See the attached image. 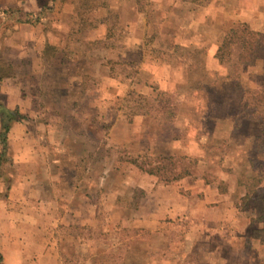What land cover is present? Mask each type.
I'll return each mask as SVG.
<instances>
[{"label": "rangeland", "instance_id": "374dc122", "mask_svg": "<svg viewBox=\"0 0 264 264\" xmlns=\"http://www.w3.org/2000/svg\"><path fill=\"white\" fill-rule=\"evenodd\" d=\"M40 2L0 0V39L17 24L14 7L32 12L30 6ZM97 2L104 5L82 17L89 20L87 26L80 29L72 14L69 40L53 31L58 46L44 54V112L55 116V128L72 134L64 137V160H76L73 171L82 179L90 177L91 191L96 182V217L90 224L65 221L53 234L56 264H264L258 233L263 223L254 220L252 206H238L245 187L237 181L248 156L254 155L252 139L264 135V120H235L242 89L264 90V0H210L206 5L114 1L117 8L112 9L106 7L107 0ZM99 9L103 15L95 13ZM240 24L258 38L248 64L238 63L234 44L218 54L228 30ZM239 33L240 38L253 39L245 30ZM1 58L19 73L28 69L5 54ZM8 70L3 66V73ZM76 131L80 134L74 135ZM34 156L42 157L35 151ZM259 156L264 162V155ZM12 159L2 166L0 209L40 208L35 201L45 188L34 185L25 192L24 186L13 185L19 174ZM131 159L146 167L161 166L163 177L181 161L195 163L189 175L169 183L149 174L156 183L174 187L173 195L186 200L188 211L182 206L176 217L140 225L136 220L150 221L146 214L152 203L136 182L140 173H148ZM183 178L197 181L196 193L180 182ZM202 184L211 188V200L214 190L225 195L226 204L248 220V231H242L237 216L228 221L204 219L197 208L204 196L198 191ZM10 194L20 202L8 199ZM25 197L32 204H26ZM6 219H1L0 230H6ZM11 220L17 229L13 238L22 248L6 256L0 249L4 264H45L42 255L30 252L37 251L32 248L34 232L46 218Z\"/></svg>", "mask_w": 264, "mask_h": 264}, {"label": "crops", "instance_id": "0c3cea01", "mask_svg": "<svg viewBox=\"0 0 264 264\" xmlns=\"http://www.w3.org/2000/svg\"><path fill=\"white\" fill-rule=\"evenodd\" d=\"M114 1L131 3L133 0H107L106 7L109 9L117 8V5H114L116 2L113 3ZM51 5L52 9L40 21L16 24L12 31L0 39V58L1 55L5 54L6 59L12 63L23 62L28 68L25 73H19L13 67L9 75L0 79V103L8 109H18L21 114L27 117L24 121L14 122L7 135L9 153L13 157L14 167L19 174L16 175L12 184L24 186L25 192L34 185H42L45 188L35 201V203H40V208L30 209L25 206V210L22 212L20 209H0V222L2 218H8L3 220L6 222V230H0V249L3 250V252L1 251L3 256H6L11 250L22 248L13 238L17 229L11 218L17 216L46 218L45 225L34 232L36 236L33 237L32 242L36 243H34V247L32 245V248L37 251L35 254L30 252L31 256L35 255L37 258L42 255L45 264H56L58 259L53 242L55 240L53 234L58 233L56 228L66 225L65 221H72L75 224H85V222L90 224L96 217L97 211L94 190L95 179L92 182L91 191L90 177L82 179L84 177L75 174L73 170L76 165L78 166V163L72 159L64 160V154L61 153L67 143L64 137L68 134L72 136V134L68 129L55 128L59 125V118H56L55 121L58 123L55 122V126L53 124V117L55 116L47 115L44 112L41 96V80L45 68L44 51L48 45L58 46V42H56L58 40H55L53 31L59 33L60 39L69 40L72 14H74V5L71 0L55 1ZM134 6L131 4L130 7L135 10ZM30 7L33 11L40 9L38 4H33ZM95 13L100 16L103 15L104 10L99 9ZM135 13L138 11L135 10ZM75 134L80 133L76 131ZM34 151L35 154L40 152L42 157L45 156L46 159L35 157ZM85 167L88 170L90 165ZM68 169L69 171H66ZM84 181L85 185L83 184ZM156 182L157 180L149 174L140 173L138 175L136 185L145 191L152 203L149 210L151 213L146 214L150 221L148 219L145 221L144 218L136 220L140 225L149 226L159 223L163 218L176 217L177 214H180L179 211L183 210L182 206H185V212L188 211L186 200L173 195L174 187L162 186ZM180 182H187V188L191 190V194L197 192L194 191V187L199 185L197 181H194L196 185L184 178ZM202 186V190L198 191L204 192L203 201L200 200L197 208L200 207V210L203 211L204 219L228 221L237 216L242 223V231H248V220L242 218L243 214L235 207L226 204L224 194L214 190V199L211 200L213 197L211 188L205 184ZM168 192H171L170 195L165 194ZM39 198L40 202H37ZM8 199L20 202L19 198H15L12 194L8 196ZM22 200L26 204L33 202L27 197L22 198ZM178 201L181 202V206L177 205ZM44 250H46L45 253Z\"/></svg>", "mask_w": 264, "mask_h": 264}, {"label": "trees", "instance_id": "16d2710c", "mask_svg": "<svg viewBox=\"0 0 264 264\" xmlns=\"http://www.w3.org/2000/svg\"><path fill=\"white\" fill-rule=\"evenodd\" d=\"M55 1L63 0H42L39 4V11H23L22 8L14 7L13 13L16 16L15 23H36L42 19V17L52 9V3ZM188 2L197 3L202 1V5H206L210 0H184ZM74 5L73 13L77 19V25L80 26V29L87 26L86 15L92 13L96 7L103 6L104 2L100 3L97 0H71ZM81 18V19H80ZM105 21V20H104ZM103 22V20H102ZM76 24V22H75ZM243 27V28H241ZM79 29V27H78ZM245 30L253 39L245 40L238 36ZM256 33L248 30L245 24H240L236 27L230 28L227 34L221 41V44L218 47V54L221 52L222 48L230 47L234 44L237 48V61L241 64L251 63L254 58V54L257 51V37ZM228 37V38H227ZM255 37V38H254ZM48 48L55 49L53 46H46L44 54L47 52ZM3 66L8 67V72L2 71ZM13 65L7 62H4L0 58V79L6 75H9L12 71ZM27 117L21 114L18 109H8L0 103V179L2 178V166L3 163L10 160V153L8 148L7 135L11 125L14 122H21L26 120ZM245 119H261L264 120V90L256 89L250 90L247 88L242 89L241 98L238 104V110L236 112V123ZM253 142V156H248L247 163L244 165V170L238 174L237 181L245 187V194L241 197L240 203L238 206L240 208H246L252 206L254 210L256 221H261L263 227L258 230V233L262 235V244L264 243V162L259 155H264V135L256 136L252 139ZM183 158H176V160H182ZM140 170L147 172L148 174L155 175L159 178L162 177V180L165 183L180 179L186 175L190 174V170L194 167L195 163L191 160H187L185 163L179 162V167L175 166L169 169L170 176H164L161 174V166H151L146 167L143 162H138L136 159H131L130 161ZM175 164V163H174ZM224 191V190H222ZM0 264H4L3 257L0 253Z\"/></svg>", "mask_w": 264, "mask_h": 264}]
</instances>
